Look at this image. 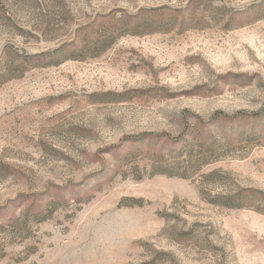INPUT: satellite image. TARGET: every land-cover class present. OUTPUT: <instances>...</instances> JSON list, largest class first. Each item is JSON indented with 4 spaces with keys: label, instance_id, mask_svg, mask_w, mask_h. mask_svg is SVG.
Instances as JSON below:
<instances>
[{
    "label": "rangeland",
    "instance_id": "rangeland-1",
    "mask_svg": "<svg viewBox=\"0 0 264 264\" xmlns=\"http://www.w3.org/2000/svg\"><path fill=\"white\" fill-rule=\"evenodd\" d=\"M0 264H264V0H0Z\"/></svg>",
    "mask_w": 264,
    "mask_h": 264
}]
</instances>
